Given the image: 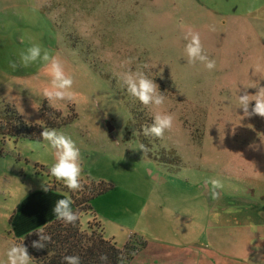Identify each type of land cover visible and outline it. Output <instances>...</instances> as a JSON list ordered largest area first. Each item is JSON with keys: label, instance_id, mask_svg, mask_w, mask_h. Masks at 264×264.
<instances>
[{"label": "rangeland", "instance_id": "1", "mask_svg": "<svg viewBox=\"0 0 264 264\" xmlns=\"http://www.w3.org/2000/svg\"><path fill=\"white\" fill-rule=\"evenodd\" d=\"M189 28L200 33L204 53L216 61L213 70L187 63L183 37ZM34 43L63 60L74 76L75 102H48L43 91L49 77L40 62L19 66L20 53ZM128 58L149 65L147 74L167 97L160 109L145 107L122 86L119 76ZM260 87L264 0H0V108L9 103L28 123L42 125L40 106L46 101L62 117H72L55 129L79 147L83 185H112L91 206L104 236L118 246L130 234L136 241L144 237L133 217L136 204L123 198L136 179L144 196L154 184L148 180L158 176L173 183L176 172L181 181L230 177L236 189V181H244L264 192V117L245 116L239 108V95H254ZM155 111L176 117L162 139L142 131ZM144 143L157 157L174 149L180 164L166 166L145 156ZM54 162V150L42 139L4 140L0 264H7L8 247L57 218L52 209L58 199H70L72 190L50 175ZM111 207L121 208L123 218ZM79 221L82 229L93 223L89 212Z\"/></svg>", "mask_w": 264, "mask_h": 264}, {"label": "crops", "instance_id": "2", "mask_svg": "<svg viewBox=\"0 0 264 264\" xmlns=\"http://www.w3.org/2000/svg\"><path fill=\"white\" fill-rule=\"evenodd\" d=\"M236 171L232 176H239ZM176 173L173 183L158 176L148 180L154 184L146 196L139 194L137 179L130 185L134 191L125 188L122 196L136 204L133 217L141 223L140 239L145 241L126 264H264V192L244 181H236V189L227 177L220 180L219 199H213L208 178L191 183L178 180L181 173ZM111 208L122 217L121 208ZM131 237L137 235L126 241Z\"/></svg>", "mask_w": 264, "mask_h": 264}, {"label": "clouds", "instance_id": "3", "mask_svg": "<svg viewBox=\"0 0 264 264\" xmlns=\"http://www.w3.org/2000/svg\"><path fill=\"white\" fill-rule=\"evenodd\" d=\"M210 30L215 31V27L211 26ZM183 38L187 41L185 46L187 63L192 65L197 62L202 63L210 71L216 67V61L209 59L204 53L201 35L198 31L189 28ZM37 62L43 65L49 77V85L43 91V96L48 102L72 103L78 99L74 89V76L66 71L65 63L58 55L52 54L50 50L43 48L38 43L32 44L20 53L19 66L27 68ZM133 64H135L134 67H132ZM17 66L15 62L10 64L13 69ZM122 67H124V71L119 76V80L130 96L148 108L160 109L165 105L167 97L160 91L159 85L147 74L149 69L147 63H135V58H128ZM252 101L255 102L254 107L249 111ZM239 105L245 116L264 117V87H260L254 95L248 94L247 91L243 95H239ZM175 120L174 113L155 111L151 125L143 127V134L147 137L162 139L167 131L173 129ZM40 136L42 141H46L48 147L55 153V162L49 169L50 175L57 181H62L69 190H82V157L76 142L71 136L46 127H43ZM140 149L144 155L147 154L148 149L145 145L141 144ZM206 183L211 185L212 198L219 199L218 190L223 188L222 182L219 179L211 178ZM47 190H49L48 187L45 188V191ZM52 212L57 219L65 223H75L79 219V214L73 210L72 201L69 198L58 199ZM35 234L39 239L32 242L33 248L40 250L51 242V236L47 235L43 228H39ZM6 258L7 264H32L33 260L24 241L13 243L8 247ZM99 259L107 264L108 257L106 255H101ZM121 261H123V257H121ZM63 264H81V258L79 255H66L63 257Z\"/></svg>", "mask_w": 264, "mask_h": 264}, {"label": "trees", "instance_id": "4", "mask_svg": "<svg viewBox=\"0 0 264 264\" xmlns=\"http://www.w3.org/2000/svg\"><path fill=\"white\" fill-rule=\"evenodd\" d=\"M126 106L130 111V107ZM40 113L42 125L28 123L13 105L3 103L0 108V138L2 141L0 142V153L2 144L7 138L15 141L23 138L41 140L40 133L43 131V127L55 129L67 124L72 118L62 117L60 111L50 107L46 101H43L40 106ZM131 122L134 124L135 118ZM135 125L137 126V124ZM146 148L148 152L145 156L157 158L156 160L163 165L178 167L180 164L179 156L176 152L174 153V149L157 157L152 153L149 146ZM168 156L175 159L171 160ZM111 188L112 185L103 181L92 180L89 185H83V190L68 191L73 210L77 211L79 216L81 213L89 212L93 223L88 222L87 228L82 229L79 219L75 223H65L57 218L53 219L43 227L44 232L51 236V242L40 250L31 246L33 241L39 239L38 235L35 234L37 230L27 234L24 244L33 257L32 261L36 264H63L64 256L79 255L81 264H104L99 257L106 255L108 257L107 264L128 263L137 251L145 246V241L139 238L136 241L134 237H131L122 246H118L114 239L104 236L102 226L91 206V201L94 198ZM121 257H123V261H121Z\"/></svg>", "mask_w": 264, "mask_h": 264}]
</instances>
